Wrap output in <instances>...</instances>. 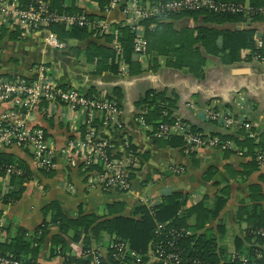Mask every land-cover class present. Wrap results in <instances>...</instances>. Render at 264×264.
Segmentation results:
<instances>
[{
    "label": "crops",
    "instance_id": "1",
    "mask_svg": "<svg viewBox=\"0 0 264 264\" xmlns=\"http://www.w3.org/2000/svg\"><path fill=\"white\" fill-rule=\"evenodd\" d=\"M59 1L64 7L74 5L87 13H96L100 10L95 0ZM244 4L249 5L250 0H245ZM102 16L115 22L122 19L117 9L102 13ZM247 21L237 23L233 28L241 30L251 27L255 32L254 40L261 39L264 35V22L248 24ZM172 22L177 27L195 24L191 17H183ZM214 25L220 28L230 27ZM19 31L24 40L10 41L8 33L0 37V65L12 60L8 66L9 72L28 74L35 66L42 64L52 70L53 75L66 85L74 86L77 82L86 93L94 87L106 96L105 98H111L110 91L119 90L120 98L116 101L119 105L123 132L142 153H147V159H144L141 170L135 174L130 191L118 193L89 186V176H86L81 164L72 166L69 160L59 152L54 158L55 166L47 170L48 173H43L41 171L43 169L34 165L27 150L11 148L7 154L23 160L34 174L31 180L22 183L24 189L18 201L7 205L0 204L3 225L7 226V234L5 233L3 241L14 237L18 229L32 231L45 219L43 207L52 201L59 202L68 217H77L81 212L101 215L104 212V205L114 201L125 202L124 212L129 213L134 202L138 201L151 207L159 204L164 196L175 191L186 195V207L201 201L211 206L213 202L211 198L219 194L220 189L227 187L228 199L218 219H222L221 224L224 225L225 234L232 236L231 243L234 248L237 249L236 236L240 237L242 243L244 242L241 237L244 235L246 222L235 221L234 213L243 199L250 203L247 198L250 186L258 185L263 188L260 173L256 169L249 171L245 167L251 159L250 155L245 154L246 149L239 147L234 141L233 145L238 147L239 151L234 148L203 147L187 152L182 148L159 146L155 141L157 136L148 135L146 132L149 127L143 128L137 122L136 118L139 115L137 102L147 90L165 92L168 97L175 98L176 103L172 110L175 117L183 122L196 125L198 128L212 127L219 131L224 130L221 122H216L215 126L205 119L203 110L209 108L221 112L223 116L229 114L239 123L248 125L252 134L248 137L253 139L254 143L264 141V63L254 58H245L239 62L225 64L219 58L207 55L203 75L195 76L186 68L165 66L163 58L160 59L161 66L156 71L150 70L129 76L127 67L121 64L117 75L109 73L93 75L90 73L93 70L92 64L86 62L83 53L76 54L71 48L77 47L82 50L89 42L105 43L104 37L96 38L93 35L85 40L68 39L66 43H63L54 33L44 28L29 33L21 29ZM259 32L263 33L261 37L256 36ZM138 58L146 68L147 56L140 55ZM122 66L126 68V72H122ZM30 122L44 130L56 151H59L65 141L71 137L82 136L81 118L73 120L68 106L64 104L51 106L48 103H42L33 113ZM242 127L245 130L243 133L247 134L246 128ZM236 133L242 134L240 129L232 130V134ZM111 141L114 142L113 145H120L118 132L112 134ZM256 150L258 149L255 148ZM178 168H182L183 173L177 172ZM209 169L212 171H208ZM207 172L210 174L208 178H205ZM13 176L16 175L12 174L8 178L0 177L1 190L8 189L7 192H9L20 187L18 180H12ZM262 193L264 194V191ZM261 204L264 205V199ZM46 219L49 217L47 216ZM218 219L210 225L219 236L215 228ZM56 233L58 229L51 227L50 233L45 236L36 256L38 263L63 264L62 256L49 258L51 236ZM70 234L71 232L65 238L67 243L65 252L81 257V242L72 241ZM217 239L220 240V238ZM104 249V247L99 249L102 255L106 253Z\"/></svg>",
    "mask_w": 264,
    "mask_h": 264
},
{
    "label": "trees",
    "instance_id": "2",
    "mask_svg": "<svg viewBox=\"0 0 264 264\" xmlns=\"http://www.w3.org/2000/svg\"><path fill=\"white\" fill-rule=\"evenodd\" d=\"M99 5L100 10L96 13H87L80 7L71 5L64 7L59 0H50V8L57 14H72L84 15L89 20L99 16L106 9L111 0H95ZM158 3H165L172 0H142ZM218 3L244 4L245 0H215ZM249 12H213L210 10L199 9L195 11H180L163 13L142 20L140 23L143 27L144 36L147 39V56L148 66L143 67L139 59L134 58L133 40L135 32L128 26H123L121 23L116 24L118 35L105 34V43L89 42L87 47L79 49L71 48L76 54L83 53V57L87 63L92 64L93 70L90 72L93 75H101L109 73L112 75L119 74L121 64L127 67L129 76L139 75L145 71H156L160 66V59L164 58V64L167 67L177 69L186 68L195 76H202L204 66L206 64L207 55L214 56L220 59L222 63L232 64L239 62L242 59H252L255 56H264V35L262 46H256L254 40V29L247 27L241 30L233 28L237 23L251 20V22H264V14L261 9L264 8V0H250ZM183 17L193 18L194 25L174 26V20H179ZM218 25H229L230 27H217ZM0 37L8 33V39L24 40L21 32L17 27L15 29L1 28ZM54 33L58 40L66 43L68 39L85 40L89 36L94 35V30L87 27L77 25L67 26L64 23H52L47 28ZM117 41L120 49H115L112 46L113 41ZM73 52V53H74ZM248 53V54H247ZM12 59V58H10ZM12 63L0 65V76L9 73L8 66ZM34 63V62H33ZM35 64V63H34ZM33 66V64L31 65ZM30 66V67H31ZM73 85V84H70ZM111 98L118 100L120 98L119 90L110 91ZM103 96L94 87H91L88 96ZM106 97V96H103ZM139 111L146 109L144 119L147 124L148 135H156V143L159 146L166 145L171 148H182L191 152L185 146V139L182 135H171L168 138L158 136L157 130L160 124H173L177 117L173 113L175 107V98H170L165 92H157L155 90H147L137 102ZM183 121V120H182ZM210 123L216 124L215 121L209 120ZM186 123V122H185ZM188 124V123H186ZM190 124V123H189ZM188 124V125H189ZM216 126V125H215ZM189 130L192 133L202 134L208 132L210 136H219L222 139H231L239 147L246 149L247 155H250V161L247 162L246 168L249 171L257 170L255 156L258 152H264V141H255L248 137L243 127L240 128L242 134H232L230 131L215 128L205 129L198 128L196 125H189ZM208 130V131H207ZM122 127L117 131L119 134L120 145H114V152L110 153V158H120L125 149L126 137ZM115 133L109 130L108 135L112 140V134ZM46 136V134H45ZM84 136V128H82V136ZM47 137V136H46ZM48 138V137H47ZM74 138V137H73ZM72 137L68 140L73 139ZM128 149L131 153L140 159L138 168H131L130 171V187L132 188L135 174L141 170V165L144 159H147V153L131 143L129 137ZM113 142V141H112ZM114 143V142H113ZM119 147V148H118ZM203 148V147H202ZM215 148V147H212ZM255 148L258 150L255 151ZM219 149V148H218ZM85 155L79 154L80 159ZM32 159V158H31ZM17 164L23 171L20 176H13L12 180H18L20 187L17 190H11L2 196L0 204H12L21 196L24 189L22 183L33 178V172L28 169V165L21 159L6 153L0 154V174H3V169L8 165ZM1 168H3L1 170ZM91 168L99 169L98 166ZM43 173L47 170H41ZM208 171H212L209 169ZM260 173V172H259ZM207 172L204 176L208 178ZM263 188L258 185L249 187L248 200L244 199L239 202V206L234 213V220L241 223L246 222L244 235L235 237L237 251L241 254H247L249 261L247 264H260L262 261L253 258L252 247L255 244L261 243L259 236L252 233L257 228L264 227V205L261 201L264 199V173H260ZM115 192L126 193L128 191ZM107 192V191H106ZM209 199L208 197H205ZM228 199V188L220 189V193L211 198L213 201L211 206L203 201L186 207L187 197L179 191L172 192L164 196L161 202L154 206H147L140 202H134L131 205L129 213H125L126 203L123 201H114L104 205V212L99 215L95 213L81 212L77 217H68L62 210L59 202L52 201L43 207L45 219L37 225L32 231L24 228L18 229L17 233L12 238L7 240L3 237L7 234V226H3L4 235L0 239V255H10L14 258L27 260L29 262L38 263L36 261L37 253L42 245L45 236L50 233L51 227H56L58 233L51 236L50 256H62L63 264H96L95 258L98 259L97 264H136V258L129 254L117 255L113 247H109V243H125L130 251H135L139 254V261H148V249L150 246L161 243L166 245L172 239L174 233L181 234L180 237L173 241L174 250L180 252L184 260L189 263L193 260H198L203 264H241L239 261H226L227 257H223L220 253H224V249L219 250L218 239L223 237L225 233L224 225L221 224L222 219H218L221 210L225 206ZM1 212V211H0ZM1 216V215H0ZM49 219H46V217ZM218 219L215 232L214 227L210 224ZM158 225H162V229L158 232ZM70 234V238L74 242H81V257L73 256L65 252L67 243H65L66 235ZM36 244L37 246H33ZM100 247H104L105 255L99 251ZM152 264H162L154 262Z\"/></svg>",
    "mask_w": 264,
    "mask_h": 264
},
{
    "label": "built area",
    "instance_id": "3",
    "mask_svg": "<svg viewBox=\"0 0 264 264\" xmlns=\"http://www.w3.org/2000/svg\"><path fill=\"white\" fill-rule=\"evenodd\" d=\"M119 10L122 19L118 22L96 17L89 20L84 15L57 14L50 8V0H0V26H6L9 29L15 27L26 33L35 32L42 28L48 30L52 23H64L67 26L77 25L94 30V36H103L105 34L118 35L116 24L130 27L134 32L133 50L134 56L145 55L147 50V41L143 34L141 21L163 13L195 11L199 9L210 10L213 12H249L251 7L245 4L218 3L215 0H172L165 3L142 1V0H111L108 7L102 13L111 10ZM98 12V11H97ZM102 13L99 16H102ZM264 14V8L261 9ZM103 17V16H102ZM256 46H262V40L256 39ZM115 49H120L119 43L113 42ZM255 60L264 63V56H255ZM122 72H126L124 66ZM125 74V73H123ZM42 103H48L51 106L64 104L68 106L72 119L81 118L84 136H75L71 140H66L63 147L56 151L52 147L51 141L45 136L42 128L36 127L31 123L33 113ZM146 109L139 111L137 122L141 127L146 128L144 119ZM206 120L221 122L226 131L240 129L244 126L248 136H252L248 125L239 123L231 115L223 116L221 112L209 108L203 110ZM122 127L119 114L118 102L112 98L90 95L84 89L73 85H66L58 80L52 70L45 65L35 66L30 73L9 72L0 76V154L8 152L13 147L27 150L34 162V165L44 170H51L54 166L56 153L64 155L72 166L81 164L82 169L88 178V185L92 188H101L103 191H130V169L140 166V159L135 157L128 147V140L125 141V149L120 158H110V153L114 151L113 142L105 135L110 131L117 132ZM158 136L168 138L171 135L179 134L184 136L185 146L190 150H196L202 147H215L219 149L234 148L231 139H222L219 136H210L208 132L192 133L189 125L180 118H176L173 124H160L156 133ZM79 154L85 156L80 159ZM240 154V152H239ZM258 172L264 173V152H258L255 156ZM98 166L99 169L91 168ZM3 168H1L2 170ZM180 169V170H179ZM182 168L176 171L180 172ZM0 177L16 175L20 176L23 171L17 164L8 165L3 169ZM8 189L0 191V202L2 196ZM3 219L0 216V239L4 235ZM158 225V232L162 229ZM259 236L261 243L255 244L253 249V258L259 259L264 264V227L252 231ZM181 234L174 233L172 239L166 245L161 243L149 247L147 255L148 261H139V254L130 251L125 243H116L111 241L109 247L116 250L117 255L129 254L136 258V264H152L160 262L162 264H203L198 260L191 263L184 260L180 252L174 250L173 241H176ZM239 261L241 264H247L249 258L247 254L239 253L236 248L230 252L226 261ZM95 263L98 259L95 258ZM0 264H43L33 263L27 260L14 258L10 255H0ZM238 264V263H237Z\"/></svg>",
    "mask_w": 264,
    "mask_h": 264
},
{
    "label": "rangeland",
    "instance_id": "4",
    "mask_svg": "<svg viewBox=\"0 0 264 264\" xmlns=\"http://www.w3.org/2000/svg\"><path fill=\"white\" fill-rule=\"evenodd\" d=\"M144 57H145V55H144ZM136 59H139V58L136 57ZM143 59H141V60H143ZM75 83H76V85H74V86H76L77 88H80V86L78 85V83L77 82H75ZM180 173H183V169L180 171ZM0 191H1V189H0ZM219 238H220V236H219ZM232 241H233L232 236H230L228 234H225V233L223 235V238H220V240L218 241V243H219V250L218 251H220V249H224V253H220L223 257H227L230 254V252H232V250L235 249L234 246H233V244L231 243Z\"/></svg>",
    "mask_w": 264,
    "mask_h": 264
},
{
    "label": "water",
    "instance_id": "5",
    "mask_svg": "<svg viewBox=\"0 0 264 264\" xmlns=\"http://www.w3.org/2000/svg\"><path fill=\"white\" fill-rule=\"evenodd\" d=\"M247 23L250 24L251 23V20H248ZM263 33H264V31H263ZM263 33L262 32H259L256 36L257 37H261ZM204 128H206V127H204ZM148 264H150V263H148Z\"/></svg>",
    "mask_w": 264,
    "mask_h": 264
}]
</instances>
